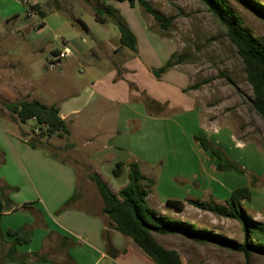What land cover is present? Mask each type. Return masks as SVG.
Segmentation results:
<instances>
[{"label":"crops","instance_id":"crops-1","mask_svg":"<svg viewBox=\"0 0 264 264\" xmlns=\"http://www.w3.org/2000/svg\"><path fill=\"white\" fill-rule=\"evenodd\" d=\"M30 2L36 12L29 15L22 0H0V44L4 45L6 58L12 60L0 64V100H37L56 106L69 134L82 138L84 145L97 142L103 151L114 155V164L134 160L141 166L159 160L152 137L156 125L162 123L167 140L161 167L176 171L170 175L164 201H204L208 194L207 199L224 202L234 188L249 182L245 174L217 170L219 160L204 150L194 135L220 147L248 173L259 178L264 175V150L253 141L237 138L224 121L210 120L205 109L194 102L185 72L174 65L160 77L154 76L151 65H163L176 52V45L149 27L137 4L131 6L127 0ZM105 5L123 16L136 38V52L121 46L112 19L106 17L100 22L96 18L95 8ZM64 47L69 55L49 70L47 60ZM142 94L155 100L161 110L148 109ZM0 112V187L15 204L30 203L41 213L44 224L35 225L27 209L0 212L2 232L25 224L33 226L30 240L17 245L15 258L1 261L11 240L5 235L0 244V264H154L114 229L110 237L118 254L115 258L108 256L101 236L107 222L101 212L102 203L99 212L88 203L83 188L86 180H79L77 167L49 150L56 148L50 142L51 136L48 145L33 147L27 138L34 136L18 125L15 115L1 104ZM137 119L140 128L129 131L128 123ZM27 122L35 124L34 119ZM123 131L130 139L139 138L141 159L136 153L129 154V147L124 146L126 135L120 137ZM124 152L131 158H125ZM100 154L89 155V160L101 165ZM125 176L126 170L115 179L122 177L124 186ZM7 185L18 189L12 192ZM254 189L250 186L251 199ZM74 193L76 199L71 206L56 213ZM83 202L90 208L80 205ZM131 242L140 253H133ZM24 256L28 259L22 261Z\"/></svg>","mask_w":264,"mask_h":264},{"label":"rangeland","instance_id":"rangeland-1","mask_svg":"<svg viewBox=\"0 0 264 264\" xmlns=\"http://www.w3.org/2000/svg\"><path fill=\"white\" fill-rule=\"evenodd\" d=\"M49 1L54 2L56 0ZM148 1L163 15L171 18L168 29L162 30L153 17L145 13L137 4L149 27L155 32L169 37L175 43V53L181 57L180 62L175 65L177 69L188 75L190 79L188 90L191 91L194 102L205 109L210 120L224 121L232 127L237 138L253 141L264 150V121L250 105L251 87L246 81L242 61L236 52V48L228 40L223 25L200 0ZM224 1L238 13L243 26L253 36L264 37V22L258 16L236 0ZM257 2L264 3V0H257ZM2 48L4 45L0 44V64L12 62L10 56L6 58ZM151 66L155 69L160 67L154 64ZM129 83L132 84L131 81ZM142 98L147 100L143 94ZM148 108L155 112L161 110L160 106L155 105L148 106ZM3 120L6 121L5 118ZM18 125L29 133L34 127L32 122H19ZM140 125L139 119L128 123L129 131L139 129ZM124 133L125 131L120 135L121 138L126 135ZM152 138L155 155L156 157L159 156V160L154 164L146 163L140 166L142 172L154 178L156 182L153 190L148 194L150 206L173 219L186 220L197 228H204L226 238L242 242L241 226L234 219L218 217L190 204H185L182 211H176L165 204L164 196L168 194L170 189V175L176 171L173 168L162 169L161 167V160L164 158L161 154L166 147L165 141L167 140L164 133L162 134V123L156 125L155 134ZM81 139L75 138L71 134L64 136L53 134L50 142L56 148L49 147V150L72 162L77 167L79 180H86L84 182L86 185H83L86 191L85 197L88 203H91V206L99 212L100 197L94 184L87 178V174L98 172L113 190H118L120 185L123 186L124 179L122 177L115 179L112 176L110 166H114L112 161L114 155L110 151H103L97 142L84 145ZM132 139L126 135L125 142L127 144L124 146L129 147V154L136 153L141 159L139 138L135 139L137 142L132 141ZM196 146L198 147L197 144ZM96 153H101V159H103L101 165L89 160V155L92 157ZM124 154L125 158H131L128 152H124ZM246 177L249 179V176L246 175ZM125 178L127 177L125 176ZM14 187L18 189L17 186ZM254 187L253 198L250 201H242V206L249 216L263 220L264 175L259 178V182ZM16 188L12 192L16 191ZM207 195L204 196L206 200ZM80 205L90 208L85 202ZM153 236L162 246L177 251L183 264H264V255L262 254L252 253L246 258L239 251L226 249L209 242L192 241L179 234H153ZM129 246L133 249V253H140L132 242Z\"/></svg>","mask_w":264,"mask_h":264},{"label":"trees","instance_id":"trees-1","mask_svg":"<svg viewBox=\"0 0 264 264\" xmlns=\"http://www.w3.org/2000/svg\"><path fill=\"white\" fill-rule=\"evenodd\" d=\"M101 1L103 3L105 0ZM127 1L131 6L138 4L145 13L153 17L162 30H167L170 26L171 18L166 17L154 8L148 0ZM200 1L223 25L228 40L236 48L244 67L246 81L252 90L250 105L264 121V37L253 36L243 26L238 13L232 10L224 0ZM236 1L264 22V3H259L257 0ZM95 15L100 22H104L106 17L112 19L118 27L121 46L136 52V38L126 26L124 19L118 15L116 9L110 5H105L104 7L95 8ZM180 58L176 53L171 54L169 59L159 68L153 69L152 73L155 77H160L180 62ZM146 102L147 106H158V103L153 99H147ZM0 104L14 114L15 120L20 123L34 119L35 125L45 124L47 126L39 134H34L33 128L31 129V135L34 137L27 138V142L33 147H38L39 144H43L41 147L48 145L47 140L53 134L59 136L69 134L66 122L60 117L59 110L54 105H46L37 100H18L14 102L0 100ZM43 137L46 138L40 141V138ZM193 138L204 150H208L212 156L219 160L216 164L217 170H234L240 174H245L249 176V182L245 186L234 188L228 198L221 203L210 197L204 201L192 199L183 201L169 198L165 200V204L176 211H182L185 204H190L218 217L234 219L241 226L243 241L237 242L204 228H197L189 221L173 219L161 214L151 207L147 200L148 194L153 190L155 180L143 174L137 161H117L111 169L112 176L118 177L124 170H126L127 176L125 185L117 192L113 191L98 173L89 172L87 174V178L92 181L100 196L101 212L107 218L101 236L105 245V253L108 256L115 258L118 254L117 249L111 242L110 231L112 229L128 237L154 264H183V262L177 251L159 244L153 234H179L192 241L209 242L226 249L239 251L246 258L252 253L264 255V219L252 218L242 206V201L251 199L250 186L256 185L259 182V177L246 172L244 168L231 161L220 147L206 138L199 135H194ZM6 189L13 190V187L7 185ZM75 199L76 193L66 200L57 209L56 213L69 208ZM15 209L29 210L34 217V224L44 225L41 213L34 210L30 203L15 204L8 193L5 192V189L0 187V212ZM32 229V225L25 224L18 228H8L5 232H2L0 227V244L5 241V235L11 237L1 261L15 258L17 245L30 240ZM34 256H37V254L35 253ZM27 259L28 257L24 256L22 261Z\"/></svg>","mask_w":264,"mask_h":264},{"label":"built area","instance_id":"built-area-1","mask_svg":"<svg viewBox=\"0 0 264 264\" xmlns=\"http://www.w3.org/2000/svg\"><path fill=\"white\" fill-rule=\"evenodd\" d=\"M22 2L27 5V14H33L35 13V9L33 4L30 2V0H22ZM69 49L67 47H64L62 50L57 51L56 53H53L50 58L47 60L46 65L47 68L49 70L54 69L55 67H57V65H59L60 60H62L63 58L67 57L69 55ZM47 126L45 124H39V125H35L33 127V133L34 134H39L42 129L46 128Z\"/></svg>","mask_w":264,"mask_h":264}]
</instances>
